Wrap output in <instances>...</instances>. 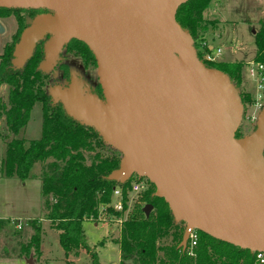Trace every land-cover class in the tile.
I'll return each mask as SVG.
<instances>
[{"label":"water","instance_id":"95a60500","mask_svg":"<svg viewBox=\"0 0 264 264\" xmlns=\"http://www.w3.org/2000/svg\"><path fill=\"white\" fill-rule=\"evenodd\" d=\"M187 0H0L41 8L27 18L12 52L21 67L43 42L39 69L51 71L71 39L96 63L102 98L72 80L53 100L121 153L109 177L132 174L155 186L189 230L249 251H264V106L254 129L235 137L243 104L229 76L197 56L175 20ZM4 26L0 22V32ZM150 203L143 206L147 215Z\"/></svg>","mask_w":264,"mask_h":264},{"label":"trees","instance_id":"16d2710c","mask_svg":"<svg viewBox=\"0 0 264 264\" xmlns=\"http://www.w3.org/2000/svg\"><path fill=\"white\" fill-rule=\"evenodd\" d=\"M209 2L187 0L175 13V20L193 40H196V30L203 21L202 14ZM9 10L13 8L0 7V17L8 15ZM18 38V34L13 35L11 43L5 44L0 53V88L7 87L5 95L0 96V118H3L9 132L17 134L27 123L31 106L38 102L42 116L41 136L29 141L17 137L6 141L1 172L6 177L16 176L24 181L30 175L32 166L42 163L39 178L44 217L58 232L59 245L66 256L81 249L88 254L91 264H101L96 249L87 241L82 222L98 216V207L110 202L115 185L123 188L128 185V181L120 183L109 177L118 168L121 153L104 142L93 127L81 124L66 113L62 103L54 101L52 95L45 91L48 72L38 67L43 58L45 38L36 43L32 55L21 67L13 65L12 52ZM69 42L83 45L95 61L84 42L78 39ZM254 43V59L264 64V24L254 34ZM207 51V47L197 51L198 58L201 59ZM203 62L208 67L223 71L230 80L240 76V63ZM94 89V94L102 98L99 83ZM241 102L243 105L251 102L247 92L241 97ZM0 137L6 139L7 136L0 130ZM262 156L264 158V149ZM142 195L144 204L134 208L122 223L118 240L121 260L134 264H237L240 258H248L247 249L217 240L199 230L192 254H188V250L179 245L184 227L174 219L167 203L155 196L154 189ZM122 203L124 209L125 197ZM146 203L152 205L147 215L143 212ZM119 213L108 208L110 215L117 217ZM26 224L32 226L34 234L31 239L38 248L41 233L39 219L29 218ZM163 240V244H158Z\"/></svg>","mask_w":264,"mask_h":264},{"label":"rangeland","instance_id":"374dc122","mask_svg":"<svg viewBox=\"0 0 264 264\" xmlns=\"http://www.w3.org/2000/svg\"><path fill=\"white\" fill-rule=\"evenodd\" d=\"M38 12H41V8L16 7L9 10L8 15L0 17L4 26V31L0 32V53L5 44L11 43L13 35H20L27 16H34ZM202 15L203 21L196 30L193 46L198 49V43L204 42L212 49H221V55L215 62L242 64L239 78H231V82L240 98L244 97L245 92L252 98L254 82L248 75L247 62L255 60L254 34L264 24V0H210ZM72 80L91 93L95 92V85L99 83L96 60L93 61L83 45L69 42L60 50L57 64L48 72L44 89L52 95L55 88L67 87ZM6 91L7 87L2 86L0 96L5 95ZM41 122L38 102L31 106L28 121L17 134L9 132L3 118H0V130L7 136L6 139L0 137V264H91L90 257L81 249L71 251L66 256L59 245L58 232L50 227V222L44 217L39 178L42 163H35L24 181L16 176L6 177L1 172L6 141L14 137L27 141L38 139L41 136ZM254 127L255 124L249 123L243 115L235 130V137L248 135ZM153 189L155 192V186L149 185L148 190ZM142 194L126 192V207L117 217L110 215L104 220L97 216L83 220L87 241L96 249L101 264H134L129 260H121L118 240L123 221L132 214L134 208L144 204ZM29 218L39 219L41 233L38 248L31 239L34 230L26 224ZM179 222L180 226L185 227L183 221ZM163 243L164 240L158 244Z\"/></svg>","mask_w":264,"mask_h":264},{"label":"built area","instance_id":"2783aa9c","mask_svg":"<svg viewBox=\"0 0 264 264\" xmlns=\"http://www.w3.org/2000/svg\"><path fill=\"white\" fill-rule=\"evenodd\" d=\"M199 44L200 47L196 49V51L203 49V47H207L209 49V51L202 54V58L200 59L201 61H215L221 55L220 48L212 49L211 46L205 44L204 42H200ZM247 71L251 81L254 82V91L251 102L243 107L242 116L245 115V118L249 123L255 124L258 115L264 106V64L259 61L249 60L247 62ZM127 181L128 185L125 188L120 185H115L113 187L111 200L105 206H101L98 214L99 218L106 220L110 217V214H108L109 207L119 212L122 211V200L123 197L126 196V192L137 195L148 190L150 185L147 178L135 173L132 174ZM117 220H119V218ZM197 239V230L195 228L190 229L185 247L188 250V254H192L191 250L195 247ZM237 264H264V251H249L248 258H240Z\"/></svg>","mask_w":264,"mask_h":264},{"label":"flooded vegetation","instance_id":"af4514ba","mask_svg":"<svg viewBox=\"0 0 264 264\" xmlns=\"http://www.w3.org/2000/svg\"><path fill=\"white\" fill-rule=\"evenodd\" d=\"M45 12H49V11H48V10H45V9H41V12H38L37 14L45 13ZM37 14H35V15H37ZM35 15H34V16H35ZM34 16H27V18H29V17H30V18H33ZM27 18H26V19H27ZM26 19H25V21H26ZM101 93H102V92H101Z\"/></svg>","mask_w":264,"mask_h":264},{"label":"crops","instance_id":"0c3cea01","mask_svg":"<svg viewBox=\"0 0 264 264\" xmlns=\"http://www.w3.org/2000/svg\"><path fill=\"white\" fill-rule=\"evenodd\" d=\"M95 224V223H94Z\"/></svg>","mask_w":264,"mask_h":264}]
</instances>
